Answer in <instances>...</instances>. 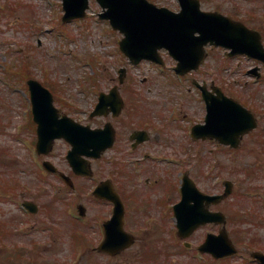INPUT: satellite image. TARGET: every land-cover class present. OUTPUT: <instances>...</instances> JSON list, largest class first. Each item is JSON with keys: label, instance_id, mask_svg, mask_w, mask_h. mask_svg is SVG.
<instances>
[{"label": "rangeland", "instance_id": "obj_1", "mask_svg": "<svg viewBox=\"0 0 264 264\" xmlns=\"http://www.w3.org/2000/svg\"><path fill=\"white\" fill-rule=\"evenodd\" d=\"M148 2L178 9L176 0ZM229 3L238 4L240 12L250 14L249 23L257 20L264 31V0H201L202 9L220 13L229 9ZM99 12L100 6L91 0L84 19L63 23L61 0H0V264H157L159 234L160 264H201L207 260L184 249L165 203L160 205L159 214L158 205H133L128 201L125 228L139 237L137 245L115 259L98 255L93 250L99 241L97 231L99 223L109 218L110 206L89 199V183L86 189H78V194L65 188L56 177L43 173L40 160L35 158V131L27 127V78L40 81L51 91L60 111L78 120L91 111L100 91L118 84L117 71L121 67L126 68L125 82L120 87L126 106L141 105V113L150 109L155 112L160 118L156 125L160 126V157L173 160H160V197L168 187L172 191L168 173L173 178L178 170H189L201 189L209 193L222 192L223 181H232V195L214 209L234 220L244 219L243 213L255 218H247L250 222L245 225L227 223L239 253L233 263H228L255 264L247 251H264V75L259 79L247 76L244 72L255 62L244 60L237 66V60L225 61L221 49H209L211 57L195 76L206 80L207 65L226 93L254 113L258 126L236 150H215L210 143L190 144L185 127L193 118L200 122L204 117L202 104L194 98L193 85L169 70L175 63L166 55L161 54L167 65L164 71L145 61L131 65L119 50L121 35L97 17ZM136 90L130 101L128 95ZM148 91L160 92V102L150 104L159 96L149 101L152 93ZM129 132L124 135L125 143ZM120 145L125 147L122 142ZM68 148L58 141L48 158L66 173L70 172L65 160ZM113 163L110 165L106 158L95 162V176L111 178V171H116L120 178L117 185H122L124 192L125 176L129 171L132 175V168L122 165L119 173ZM207 175L211 177L205 178ZM136 181L135 177L133 191L140 195L144 190L145 197L148 190ZM82 182L77 179L75 185ZM25 200L38 205L37 214L24 211L20 204ZM175 200L172 197L167 202ZM79 206L84 208L85 219L77 213ZM159 216L158 234L152 222ZM216 229L207 225L189 241L197 244L206 232ZM142 250L148 256L141 258Z\"/></svg>", "mask_w": 264, "mask_h": 264}, {"label": "water", "instance_id": "obj_2", "mask_svg": "<svg viewBox=\"0 0 264 264\" xmlns=\"http://www.w3.org/2000/svg\"><path fill=\"white\" fill-rule=\"evenodd\" d=\"M64 1V8L67 11L66 16H81L82 9L85 7L86 0H63ZM104 2L109 3L110 10L105 13V17L110 18V22L114 26V28H120L122 32L127 35V32L129 36H136L140 32H143V35L145 36V41L150 42L149 49H151L154 45L159 44L162 42L160 39H154L147 35L149 29L151 28V23L149 22L148 18L151 16L153 18L160 17V10H155L153 7L148 5L146 2H139L141 5L137 7L131 8L129 5L125 3V0H103ZM135 1V0H133ZM188 13V11H186ZM79 14V15H78ZM203 16H207V14H203ZM174 23V21H173ZM178 21L176 22V24ZM126 30V31H124ZM218 30H220L218 28ZM146 32V33H145ZM184 35H188L192 38L191 33H184ZM258 37V36H257ZM128 36L127 38L123 39L122 41V48L126 51V49L129 47L127 44ZM257 45H259V41L257 38ZM261 48V47H260ZM127 52V51H126ZM144 53L143 51H141ZM190 57L192 55L190 54ZM140 57H137L136 60H139ZM32 84H35L37 86L36 91L38 92V96L40 97H47L49 100L50 105V95L49 93L42 88L38 83L31 82ZM34 100L36 105L37 96L34 94ZM38 103V100H37ZM235 106V105H234ZM234 107H229L227 109L228 116L226 118V121L224 122V127H226L228 130H231L235 124L238 126H235L231 132L236 131V134L234 135V141L232 142V147H237L239 144V134L243 131H249L253 129L256 126V122L253 119L252 115L248 113L245 109L240 107L239 105ZM50 109V107H48ZM40 110V109H39ZM234 113V115L232 114ZM213 117V116H212ZM242 125V126H241ZM43 129V131L47 128V126L44 124L40 127ZM91 133V132H90ZM89 133V134H90ZM88 134V135H89ZM87 135V134H86ZM60 136V135H55ZM90 137L94 138V134L89 135ZM75 144V147H82L84 145L89 144L90 142L86 140H90L88 136L85 137L78 133L71 138ZM52 138L50 139V143L48 144L51 146ZM92 141V140H91ZM227 189L225 191V194L222 196H203L201 195L197 189L194 187L192 182L186 181L185 182V194L183 197L182 202L179 205L175 206V215L177 217V226L179 228V235L182 237L188 236L192 230H194L196 227H198L200 224L210 222V221H217V222H223L224 216L218 213H209L204 210V205H201L202 200L206 201L207 204L209 202H219L222 198L227 196L231 192V184L226 183ZM196 199V204L191 205L190 200ZM122 218V206L118 205L116 215L114 217V220L118 223L121 222ZM111 240H106V242H110ZM217 242H220L223 245V247H218L213 249L214 252H217L219 254L223 253L222 255H226L230 252H232V247L230 245V242L228 241L227 235L225 232H222L219 237L214 238L213 236H210L206 243L202 246V250H208V246H211ZM210 252V251H209ZM221 255V256H222ZM255 256L260 257L264 260V256L261 254H255Z\"/></svg>", "mask_w": 264, "mask_h": 264}, {"label": "flooded vegetation", "instance_id": "obj_3", "mask_svg": "<svg viewBox=\"0 0 264 264\" xmlns=\"http://www.w3.org/2000/svg\"><path fill=\"white\" fill-rule=\"evenodd\" d=\"M229 10V15L233 18H240L242 17V13L238 10V7L236 5H232ZM234 19L233 21H235ZM251 29H256L259 31L261 35V39L264 42V31L260 29L259 27L254 28L251 27ZM262 33V34H261ZM233 58H245L248 59V61L252 60L247 58L244 55H236ZM256 62V60H252ZM257 63V62H256ZM259 70L264 69V67L259 66ZM210 75V72L207 74V76ZM202 82H206V80H202ZM213 82H211L212 87ZM212 95L218 96L217 92L210 91ZM142 108V107H141ZM126 119H130V124L133 123V120H141L142 123L134 129H130L131 132L126 131L127 128H120L119 126L116 127L118 132L116 131V142L114 143V146L105 151L100 159L106 158L111 163L125 160L126 164L125 166L129 169L132 168L131 173L130 171L127 173V177L125 176L124 185L126 190L124 189V192L120 189L122 185L119 187L118 179L119 176L116 174L117 172L113 171L111 172V183L113 189L119 193L122 200H124V205L128 203H132L133 205H158L159 207V214H160V141H161V135H160V129H158L160 126H156L158 123H160V118H158L154 113H148L147 115H132L129 113H126L125 115ZM93 128H99V124L97 122H94L93 125H91ZM142 132L135 134L133 137V140L130 139V136L135 132ZM129 132L127 137V142H124V135ZM120 142L124 143L126 145V148H123L120 145ZM94 172L91 177H85V176H77L74 175L73 182H74V189H86V183L90 184V191H89V199H91L92 202L98 203V204H104L110 206V213L111 216L113 213L112 210V202L106 199H100L96 197L93 194V191L96 187L100 188V195L105 197V195L111 194V189L108 185L104 184L105 179L107 178H98L95 176ZM57 177L60 179V181L63 184H66V180L61 176V173H55ZM136 174V175H135ZM178 176H180V172L177 173ZM136 177L137 183L141 185L142 187H146V190H148V193L146 192L144 197V190H140V195L138 192H134L133 189L135 188V184L132 183V180ZM77 179L84 180L81 185H75V181ZM72 182V183H73ZM178 184V188L175 189V193L177 196H181L180 194V179L175 180ZM126 183V184H125ZM119 187V188H118ZM143 187V189H145ZM78 191V190H77ZM140 199L143 201H140ZM140 208H138L139 210ZM109 216V217H110ZM107 219V218H106ZM106 221V220H105ZM104 221V222H105ZM103 222V223H104ZM160 225V216L157 217V224L155 226ZM103 224H100L99 231H97V235L99 237V241L103 238L104 232H103ZM127 230V229H126ZM157 230V229H156ZM128 231V230H127ZM131 233L130 231H128ZM157 233H160V227L157 230ZM132 235L134 232L131 233ZM159 241V249H160V234L157 236ZM137 240L139 238H135V244H137ZM158 264H160V250H159V256H158Z\"/></svg>", "mask_w": 264, "mask_h": 264}]
</instances>
